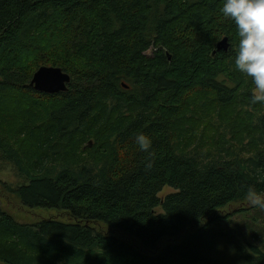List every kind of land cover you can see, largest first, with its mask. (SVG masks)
Wrapping results in <instances>:
<instances>
[{
	"label": "trees",
	"instance_id": "trees-1",
	"mask_svg": "<svg viewBox=\"0 0 264 264\" xmlns=\"http://www.w3.org/2000/svg\"><path fill=\"white\" fill-rule=\"evenodd\" d=\"M223 3L0 0V158L26 181L12 187L24 206L71 217L21 223L0 209V261L264 264L259 245L209 218L264 195V106L235 67ZM41 65L67 72V90L29 87ZM204 119L217 137L193 149Z\"/></svg>",
	"mask_w": 264,
	"mask_h": 264
},
{
	"label": "rangeland",
	"instance_id": "rangeland-1",
	"mask_svg": "<svg viewBox=\"0 0 264 264\" xmlns=\"http://www.w3.org/2000/svg\"><path fill=\"white\" fill-rule=\"evenodd\" d=\"M150 51L148 52V54ZM191 92H189L190 94ZM253 93L256 94V87L253 88ZM264 106V103H261ZM217 137L216 131H210L206 127V119L197 130L196 136L193 139L194 148L204 146L208 148L210 143ZM202 150V149H201ZM22 184H27L19 175L11 163L0 158V209L10 214L16 221L21 223H34L38 220L47 218H56L62 221H69L71 219L67 212L55 208L43 207H26L21 202L19 197L13 193L12 187L16 188ZM169 186L163 187L158 193L159 197H164L166 194L173 192ZM261 198L264 203V195H256ZM252 195L238 201H234L216 212L211 213L209 218L218 220V227L223 230H233L239 235L241 234L247 241L259 245L264 250V207L253 204L251 202ZM160 212V208L156 209ZM208 218V219H209ZM204 220L197 222L195 227L202 224ZM193 225V226H194ZM105 231L115 236L123 237V233L119 229H109L103 227ZM188 235V231L181 233L176 237L165 238L161 241L160 248L165 245L179 243ZM0 264H5L0 261Z\"/></svg>",
	"mask_w": 264,
	"mask_h": 264
},
{
	"label": "clouds",
	"instance_id": "clouds-1",
	"mask_svg": "<svg viewBox=\"0 0 264 264\" xmlns=\"http://www.w3.org/2000/svg\"><path fill=\"white\" fill-rule=\"evenodd\" d=\"M222 14L235 24L238 36V51L235 58L236 69L252 78L256 94L253 104L264 103V0H224ZM134 143L141 151L147 152L150 138L144 133L135 136ZM152 167L151 161L146 168ZM251 202L264 207L261 198L252 193Z\"/></svg>",
	"mask_w": 264,
	"mask_h": 264
},
{
	"label": "water",
	"instance_id": "water-1",
	"mask_svg": "<svg viewBox=\"0 0 264 264\" xmlns=\"http://www.w3.org/2000/svg\"><path fill=\"white\" fill-rule=\"evenodd\" d=\"M229 42L227 37H223L216 44V50L227 51ZM70 75L59 66L41 65L38 67L27 84L35 91L54 94L67 90Z\"/></svg>",
	"mask_w": 264,
	"mask_h": 264
}]
</instances>
